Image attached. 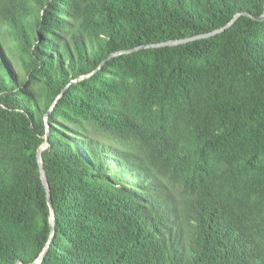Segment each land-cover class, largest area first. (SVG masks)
<instances>
[{
	"label": "trees",
	"instance_id": "16d2710c",
	"mask_svg": "<svg viewBox=\"0 0 264 264\" xmlns=\"http://www.w3.org/2000/svg\"><path fill=\"white\" fill-rule=\"evenodd\" d=\"M263 13L0 0V264H264Z\"/></svg>",
	"mask_w": 264,
	"mask_h": 264
},
{
	"label": "water",
	"instance_id": "95a60500",
	"mask_svg": "<svg viewBox=\"0 0 264 264\" xmlns=\"http://www.w3.org/2000/svg\"><path fill=\"white\" fill-rule=\"evenodd\" d=\"M242 14L251 15L249 12H238L237 14L234 15V17L227 24H225L224 26H222V27H220V28H218L216 30H213V31H210V32H207V33L198 34V35H193V36L186 37V38H181V39H171V40H166V41H161V42H153V43L137 46V47L129 49V50L116 52V53H113L112 55H116V54H119V53H122V52H130L132 50H135V49H138V48H141V47L173 46V45H178V44H181V43H185L187 41L209 37V36L215 35L216 33H220L222 31H224L225 29L229 28L237 20V18L240 15H242ZM254 18H256V19H264V13L262 15H260V16H254ZM88 75H90V74H87V76ZM46 120H47V117H46ZM49 132H50L49 129H47V135L49 134ZM47 146H48V142H46L45 144L40 146V148L37 151V158H38V164H39L41 178H42L43 184H44V186L46 188V191H47L48 204L50 206V225H51V232H52V235H53L54 230H55L56 213H55V209H54V206H53V203H52V196H51V188H50L49 179H48V176H47V173H46V170H45V167H44V162H43V159H42V156H41V152ZM50 241H51V238L49 239L45 250L39 256V258L35 262L30 263V264H38L43 259L44 255H45V253L47 251V248L49 247ZM17 264H22V263L19 262Z\"/></svg>",
	"mask_w": 264,
	"mask_h": 264
}]
</instances>
